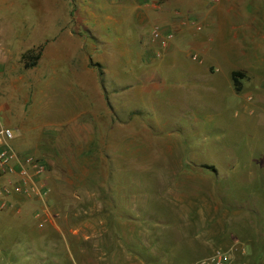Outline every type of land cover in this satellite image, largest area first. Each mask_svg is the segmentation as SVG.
Listing matches in <instances>:
<instances>
[{
	"label": "rangeland",
	"instance_id": "1",
	"mask_svg": "<svg viewBox=\"0 0 264 264\" xmlns=\"http://www.w3.org/2000/svg\"><path fill=\"white\" fill-rule=\"evenodd\" d=\"M0 30V123L46 165L0 180V264H263L264 0H0Z\"/></svg>",
	"mask_w": 264,
	"mask_h": 264
},
{
	"label": "built area",
	"instance_id": "2",
	"mask_svg": "<svg viewBox=\"0 0 264 264\" xmlns=\"http://www.w3.org/2000/svg\"><path fill=\"white\" fill-rule=\"evenodd\" d=\"M156 38H160V32H154ZM168 41L162 39L161 46L167 47ZM1 119V110H0ZM15 140L13 130L0 123V180L11 185L13 190L22 192L25 188L36 187L34 177L41 176L45 172L46 165L42 161L34 159L31 155L18 154L12 145ZM198 264H239L230 255L229 251L217 249L199 261Z\"/></svg>",
	"mask_w": 264,
	"mask_h": 264
},
{
	"label": "trees",
	"instance_id": "3",
	"mask_svg": "<svg viewBox=\"0 0 264 264\" xmlns=\"http://www.w3.org/2000/svg\"><path fill=\"white\" fill-rule=\"evenodd\" d=\"M32 53L33 52L31 51L26 55V58H28V61L26 62L27 68L36 67L41 58V54L33 55ZM240 77H242L240 72L233 73L234 87L237 92H240L242 90V82L240 80ZM263 264H264V261H263Z\"/></svg>",
	"mask_w": 264,
	"mask_h": 264
},
{
	"label": "crops",
	"instance_id": "4",
	"mask_svg": "<svg viewBox=\"0 0 264 264\" xmlns=\"http://www.w3.org/2000/svg\"><path fill=\"white\" fill-rule=\"evenodd\" d=\"M155 9V8H154ZM142 11V10H139L137 11V14H138V17H139V20L140 22H142L143 24L141 26H146V24L150 21V17H152V15L150 16V12L149 14L148 13H143V14H139V12ZM149 17V18H148ZM1 30H0V34H1ZM142 40V41H141ZM141 40H140V43L142 42L141 46L143 47V49H145L146 46L149 45V43L147 42V38H145L143 35L141 37ZM206 51V50H205ZM195 263V262H194ZM193 263V264H194ZM192 264V263H191Z\"/></svg>",
	"mask_w": 264,
	"mask_h": 264
}]
</instances>
